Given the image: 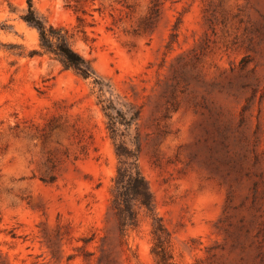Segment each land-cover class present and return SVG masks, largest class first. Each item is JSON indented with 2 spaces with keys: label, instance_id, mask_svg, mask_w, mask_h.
<instances>
[{
  "label": "rangeland",
  "instance_id": "rangeland-1",
  "mask_svg": "<svg viewBox=\"0 0 264 264\" xmlns=\"http://www.w3.org/2000/svg\"><path fill=\"white\" fill-rule=\"evenodd\" d=\"M29 6L98 85L40 47ZM119 150L153 199L124 230ZM160 246L264 264V0H0V264H158Z\"/></svg>",
  "mask_w": 264,
  "mask_h": 264
},
{
  "label": "trees",
  "instance_id": "trees-1",
  "mask_svg": "<svg viewBox=\"0 0 264 264\" xmlns=\"http://www.w3.org/2000/svg\"><path fill=\"white\" fill-rule=\"evenodd\" d=\"M22 19L34 27L39 34L40 47L47 53L57 57L65 68L75 71V73L84 79L94 78L95 85L99 83L95 80V74L91 68L90 62L83 59L79 54L74 52L60 30L53 29L51 26H46L31 10L29 6L27 14ZM101 91V89H100ZM103 111L109 120V128L114 134L116 125L122 124L125 120H118L112 115L114 112L118 117L119 113L115 108L103 106ZM111 112V113H110ZM117 156L120 158L119 166L114 179L113 196L111 200V210L117 218L121 230L125 228H134L138 221V208H146L151 210L153 207L152 194L149 186L143 175L138 170L133 162H128L124 154L117 151ZM156 239L160 241L161 237L155 234ZM157 258L158 264H165L167 254L164 248L153 251Z\"/></svg>",
  "mask_w": 264,
  "mask_h": 264
}]
</instances>
